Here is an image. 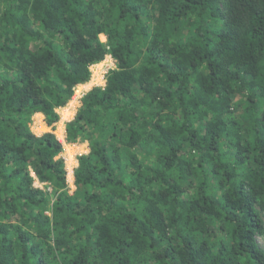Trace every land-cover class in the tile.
Returning a JSON list of instances; mask_svg holds the SVG:
<instances>
[{
	"label": "trees",
	"instance_id": "16d2710c",
	"mask_svg": "<svg viewBox=\"0 0 264 264\" xmlns=\"http://www.w3.org/2000/svg\"><path fill=\"white\" fill-rule=\"evenodd\" d=\"M107 55L70 192L34 115L54 130ZM258 236L264 0H0V264H264Z\"/></svg>",
	"mask_w": 264,
	"mask_h": 264
},
{
	"label": "rangeland",
	"instance_id": "374dc122",
	"mask_svg": "<svg viewBox=\"0 0 264 264\" xmlns=\"http://www.w3.org/2000/svg\"><path fill=\"white\" fill-rule=\"evenodd\" d=\"M102 38L106 39V36L102 35ZM107 65H110V66H112L111 68H114L116 65V62L114 59L112 60L110 57H107L104 60H102L101 64H99V65L93 64L92 65L93 70H94V75L92 76L91 81L87 84H82V85L77 86V88H76L77 93L75 92L77 94V96L75 95L72 98V100L65 107L59 108V113L61 115V118L56 123V125H55L56 127L54 130L52 129L51 126H50L51 128L48 127V124L45 122V120L42 116H40L41 119H38L37 114H35V116H34V122L32 123V128L37 134H42L46 131H49V129H50V131L53 130L55 132V134L60 138V140L63 141L65 148H64L62 155L65 158L67 169H68L67 161H68V158L70 157V151H73V154H74L73 157L76 161L74 166H76L78 164L77 156L82 154V153H87L89 151V147L87 145V142H84V143H82V142L81 143L67 142L65 136L64 135L61 136L62 134L61 135L59 134L61 131V127L59 125H62V124L64 125V121L71 120L74 117V113H75L76 109L81 105V98L83 96V93L90 90L93 86L100 85V84L104 83L105 80L103 81L101 79L102 73L104 71H106L105 72V75H106L108 73L109 69H111V68L107 69ZM80 93H81V95H80ZM74 106H76V109L74 108ZM64 112L67 114V116L65 115ZM62 117H64V119ZM41 120H42V122H40ZM39 124H40V126H39ZM64 130H65V128H64ZM70 148H72V149H70ZM68 181H69L71 190H73V188H75L73 185V177L70 176L69 171H68ZM258 242L262 247H264V237L263 236L258 237Z\"/></svg>",
	"mask_w": 264,
	"mask_h": 264
},
{
	"label": "clouds",
	"instance_id": "9594fccd",
	"mask_svg": "<svg viewBox=\"0 0 264 264\" xmlns=\"http://www.w3.org/2000/svg\"><path fill=\"white\" fill-rule=\"evenodd\" d=\"M96 64V63H95ZM93 65V64H92ZM91 65V66H92ZM91 66H90V68H91ZM91 71H92V76L94 75V70L93 69H91ZM92 76H91V78H92ZM101 79H102V77H101ZM103 81H104V83L103 84H100L101 86H104L105 84H106V75H105V77H104V79H102ZM91 81V79L88 81V82H86L85 84H87V83H89ZM81 84H84V83H81ZM81 84H79V85H81ZM79 85H77V86H79ZM77 86H76V88H77ZM76 88H75V92L77 93V91H76ZM76 93H74V95H73V97L76 95L77 96V94ZM86 93V92H85ZM85 93H83V95L85 94ZM72 97V98H73ZM77 99V98H76ZM72 100V99H71ZM70 100V101H71ZM69 101V102H70ZM68 102V103H69ZM65 107V106H64ZM60 108H63V107H60ZM76 109V108H75ZM78 109V108H77ZM77 109H76V111H75V113H74V116H75V114H76V112H77ZM58 110V112H59V108L57 109ZM35 116V115H34ZM45 119V118H44ZM69 121V120H68ZM33 122H34V120H33ZM46 122V121H45ZM65 122H67V121H64V123ZM49 126V125H48ZM52 127V126H51ZM33 129V128H32ZM34 131V130H33ZM49 131H50V129H49ZM53 131V130H52ZM35 132V131H34ZM54 132V131H53ZM55 133V132H54ZM64 136H65V138H66V131H64ZM58 137V136H57ZM59 138V137H58ZM60 139V138H59ZM66 140H67V138H66ZM62 141V140H61ZM67 142H69L68 140H67ZM62 143H63V141H62ZM70 143H81V142H70ZM82 143H84V142H82ZM63 145H64V143H63ZM87 145H88V142H87ZM88 147H89V145H88ZM64 148H65V146H64ZM63 151H64V149H63ZM63 153V152H62ZM62 153L60 154L61 156H63L62 155ZM83 154V153H82ZM65 159V158H64ZM77 160H78V158H77ZM65 163H66V161H65ZM78 165V164H77ZM77 165L76 166H74L73 167V171H72V177H73V185H74V187L76 188V186H75V183H74V178H75V176H74V170H75V168L77 167ZM66 169H67V166H66ZM68 169H67V181H68ZM68 184H69V181H68ZM36 185H39V186H41V187H43V184L42 183H39L38 181H36ZM69 188H70V184H69ZM75 188H73V190H71V188H70V192H73L74 191V189ZM259 237V236H258ZM257 241H258V238H257ZM259 243V242H258ZM261 246V245H260ZM262 247V246H261ZM262 248H264V247H262Z\"/></svg>",
	"mask_w": 264,
	"mask_h": 264
},
{
	"label": "bare ground",
	"instance_id": "6f19581e",
	"mask_svg": "<svg viewBox=\"0 0 264 264\" xmlns=\"http://www.w3.org/2000/svg\"><path fill=\"white\" fill-rule=\"evenodd\" d=\"M101 62L102 61H100V62H98V63H96L97 65H99V64H101ZM74 108H76V106H74ZM38 113H40L41 114V112H38ZM65 113V112H64ZM43 114V113H42ZM41 114V115H42ZM65 115L67 116V114L65 113ZM63 119H64V117H62ZM38 119H41V117H40V115L38 116ZM40 122H42V120L40 121ZM60 127H61V131H60V135L61 136H63V132L65 131L64 130V125L62 124V125H59ZM59 129V128H58ZM71 146V145H70ZM69 146V147H70ZM70 149H72V148H70ZM70 151V150H69ZM73 151H70V157L68 158V161H67V163H68V170H69V174H70V176L72 177L73 175H72V171H73V167H74V164L76 163V161H75V159H74V157H73Z\"/></svg>",
	"mask_w": 264,
	"mask_h": 264
},
{
	"label": "built area",
	"instance_id": "2783aa9c",
	"mask_svg": "<svg viewBox=\"0 0 264 264\" xmlns=\"http://www.w3.org/2000/svg\"><path fill=\"white\" fill-rule=\"evenodd\" d=\"M107 57H110L112 60H113V57L111 56V55H107ZM106 57V58H107ZM112 66H110V65H107V69H109V68H111ZM91 69H93V67L91 66ZM105 72L106 71H104L103 73H102V79H104V77H105ZM80 95H81V93H80Z\"/></svg>",
	"mask_w": 264,
	"mask_h": 264
},
{
	"label": "crops",
	"instance_id": "0c3cea01",
	"mask_svg": "<svg viewBox=\"0 0 264 264\" xmlns=\"http://www.w3.org/2000/svg\"><path fill=\"white\" fill-rule=\"evenodd\" d=\"M84 84H85V83H84ZM81 85H82V84H81ZM36 114H37V116L40 115V116H42L43 118H45L44 114H42V113H41L42 115H41L40 113H36ZM44 120H45V119H44ZM39 126H40V124H39ZM48 127L51 128L50 126H48ZM64 128H65V131H66V122L64 123ZM63 135H64V132H63Z\"/></svg>",
	"mask_w": 264,
	"mask_h": 264
}]
</instances>
